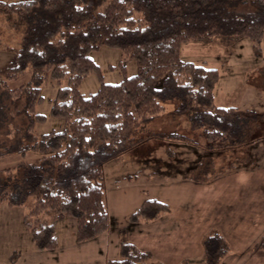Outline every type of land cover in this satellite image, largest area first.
<instances>
[{
  "label": "trees",
  "instance_id": "obj_1",
  "mask_svg": "<svg viewBox=\"0 0 264 264\" xmlns=\"http://www.w3.org/2000/svg\"><path fill=\"white\" fill-rule=\"evenodd\" d=\"M0 14L20 27L17 47L8 48L13 56L4 70L7 79L17 80L28 71L34 85L24 112L28 124L20 134L24 145L16 146L22 147L20 155L39 154L35 162L20 161L0 170V202L24 209L23 225L39 251L56 248L57 222L66 217L76 222L78 242L107 231L104 166L138 144L133 140L141 126L161 115L167 104L174 105L175 113L188 115L191 129H201L215 150L236 148L244 128L259 117L249 110L216 106L217 71L182 61L179 47L214 41L229 46L248 38L258 55L264 0L0 1ZM100 47L119 50L122 72L124 64L133 61L134 75L123 73L116 84L103 82L90 58ZM92 74L98 76L99 88L83 96L78 86ZM47 82L57 86L50 115L61 125L38 135L32 124L44 116L31 110L40 85ZM26 86L8 90L11 100L22 96ZM172 210L151 198L127 219L150 222ZM222 240L216 233L207 236L204 257H223ZM258 247L264 250V234ZM149 257L136 245L121 242L117 256L104 264H148Z\"/></svg>",
  "mask_w": 264,
  "mask_h": 264
},
{
  "label": "rangeland",
  "instance_id": "obj_2",
  "mask_svg": "<svg viewBox=\"0 0 264 264\" xmlns=\"http://www.w3.org/2000/svg\"><path fill=\"white\" fill-rule=\"evenodd\" d=\"M12 21L0 14V170L39 158L35 152L18 153L22 147L17 146L24 145L20 134L28 124L24 112L34 85L28 71L17 80L7 79L4 72L13 56L8 48L17 47L20 40V27ZM259 47L256 55L248 38L229 46L214 41L187 42L179 47L182 61L217 71L216 106L249 110L259 116L248 130L244 128L246 133L236 148L215 150L201 129H191L188 115L175 113L174 105L167 104L161 115L141 126L133 140L138 144L104 166L107 231L78 242L76 222L66 217L57 222L56 248L39 251L23 225L24 209L0 202V264H104L117 256L121 242L147 251L148 264H264V250L258 247L264 234V35ZM90 58L99 66L105 83L116 84L123 73L130 77L136 71L133 61L124 64V72L119 69L118 49L100 47ZM20 85H27L24 94L11 100L8 90ZM98 88L96 74L78 86L83 96ZM56 90L49 82L40 85L31 111L44 117L34 119L35 134L61 125L50 115ZM171 135L184 138L170 139ZM151 198L170 205L172 212L150 222H130L128 215ZM215 233L223 237L225 254L208 260L202 242Z\"/></svg>",
  "mask_w": 264,
  "mask_h": 264
},
{
  "label": "crops",
  "instance_id": "obj_3",
  "mask_svg": "<svg viewBox=\"0 0 264 264\" xmlns=\"http://www.w3.org/2000/svg\"><path fill=\"white\" fill-rule=\"evenodd\" d=\"M263 40V39H262ZM255 170H257V168L255 169ZM241 184V183H240Z\"/></svg>",
  "mask_w": 264,
  "mask_h": 264
}]
</instances>
